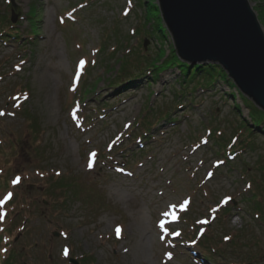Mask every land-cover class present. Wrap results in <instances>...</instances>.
<instances>
[{
  "label": "rangeland",
  "instance_id": "obj_1",
  "mask_svg": "<svg viewBox=\"0 0 264 264\" xmlns=\"http://www.w3.org/2000/svg\"><path fill=\"white\" fill-rule=\"evenodd\" d=\"M160 14L0 0V264H264L257 107L168 67Z\"/></svg>",
  "mask_w": 264,
  "mask_h": 264
},
{
  "label": "water",
  "instance_id": "obj_2",
  "mask_svg": "<svg viewBox=\"0 0 264 264\" xmlns=\"http://www.w3.org/2000/svg\"><path fill=\"white\" fill-rule=\"evenodd\" d=\"M157 1L178 59L220 66L264 112V32L248 0Z\"/></svg>",
  "mask_w": 264,
  "mask_h": 264
},
{
  "label": "trees",
  "instance_id": "obj_3",
  "mask_svg": "<svg viewBox=\"0 0 264 264\" xmlns=\"http://www.w3.org/2000/svg\"><path fill=\"white\" fill-rule=\"evenodd\" d=\"M153 9L157 10V5L156 4H154ZM13 19H15V16L12 17V20ZM159 21H160V25L158 23L157 28H154V30L157 33L159 31H163V33L166 35L167 31H164L165 29L163 30L161 28V20L159 19ZM162 58H163V56L160 55L159 56V60H161ZM168 58H173L172 63L168 67H170V68H178L180 70V72L182 74H184L185 77L192 75V78H196L198 76H201L202 78L210 79V82H211V79H212L214 81V84H215L217 78H221L224 81H226L229 85L231 84V81L229 79H227L226 73H224V71L218 65H215V64H200V65L189 66L187 64L181 63L178 60L177 56L175 55L174 49L171 50V54L169 55V57H167V58L165 57L164 58L163 62H166L168 60ZM160 66H163V65L161 64ZM159 68H162V67H159ZM235 109L238 112L240 111L238 106H235ZM250 117H251V121L250 122H245L244 121L242 126L245 125L247 132L251 135V134L255 133V130L258 129V127L260 125L264 126V112H262L261 110L255 108L254 112H251ZM14 256H12L11 259L14 258Z\"/></svg>",
  "mask_w": 264,
  "mask_h": 264
},
{
  "label": "snow or ice",
  "instance_id": "obj_4",
  "mask_svg": "<svg viewBox=\"0 0 264 264\" xmlns=\"http://www.w3.org/2000/svg\"><path fill=\"white\" fill-rule=\"evenodd\" d=\"M95 155H96L95 153L92 154L93 157H95ZM7 198H8V197H6L5 199H7ZM225 203H227V199L225 200ZM205 222H207V221H205ZM116 231H117V235H119V233H120V229L117 228Z\"/></svg>",
  "mask_w": 264,
  "mask_h": 264
},
{
  "label": "bare ground",
  "instance_id": "obj_5",
  "mask_svg": "<svg viewBox=\"0 0 264 264\" xmlns=\"http://www.w3.org/2000/svg\"><path fill=\"white\" fill-rule=\"evenodd\" d=\"M225 159H227L228 160V158H225ZM150 238V237H149Z\"/></svg>",
  "mask_w": 264,
  "mask_h": 264
}]
</instances>
